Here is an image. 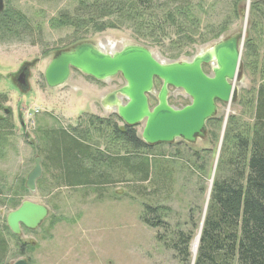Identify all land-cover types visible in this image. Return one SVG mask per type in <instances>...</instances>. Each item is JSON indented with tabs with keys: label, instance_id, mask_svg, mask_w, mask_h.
<instances>
[{
	"label": "rangeland",
	"instance_id": "obj_1",
	"mask_svg": "<svg viewBox=\"0 0 264 264\" xmlns=\"http://www.w3.org/2000/svg\"><path fill=\"white\" fill-rule=\"evenodd\" d=\"M79 2L8 0L7 9L21 13L28 23L15 38L5 35L9 39L0 45V94L7 99L2 104L14 111L15 117L10 121L13 129L2 130L3 134L7 132L10 135L0 157V227L6 224L8 215L22 202L29 201L46 206L50 211V216L39 229L24 231L20 238L22 242L36 246L29 248L31 264H180L172 252L157 242L158 231L142 223L143 207L146 203L166 207V222L172 228L180 224L184 230L191 229L187 225L189 210L195 209L193 220L198 227L195 237L200 232L224 143L223 132L233 117L244 127L253 124L255 97L264 83V0L256 2V12L253 11L255 0H244L237 7L234 0L194 1V7L203 3V9L195 11L203 18V24L218 26L227 23L219 39L206 45L192 47L189 42L181 43L179 38L184 39L186 33L173 35L171 40L176 43L179 40L180 45L170 41L161 45H144L143 41L136 40L137 36L128 25L96 34L91 30L83 42L91 43L107 54L120 52L131 45L144 46L158 61L169 64L192 61L219 41L244 33L241 41L242 72L235 82L237 95L230 104H218L215 118L220 122L215 126L207 124L206 137L196 144L177 140L173 146L161 144L152 151L157 156L175 160L170 165L174 173L171 187L167 185L157 193L158 187L163 186L162 182L151 187L136 183L128 174L122 177L107 170L111 184L99 185L104 191H94L86 187H58L47 175L42 182L37 181L35 192L26 188L25 195L17 197L19 202L15 203L18 189L22 185L26 187L35 159H43L44 130L59 127L68 130L71 126H78L81 118L89 120L95 116L105 119L116 115L114 110L103 109L100 103L106 95L125 86L121 76L98 82L73 71L69 82L54 90L48 88L44 79L57 50L73 48L75 39L74 27L54 25L53 21L59 23L63 21V15L72 16ZM247 8L249 13L245 19L242 12L245 13ZM235 11H239L240 16H235ZM181 47L183 49L179 52ZM25 67L30 74L28 82L22 86L16 79ZM205 72L210 74L211 70L205 68ZM161 87L162 82L156 81L154 93L150 96L152 108L157 105ZM169 103L182 109L190 105L191 99L183 90L170 88ZM35 108L41 110L40 114L33 120H27L24 116ZM142 130L143 126L137 127L139 136ZM56 137L50 136L51 139ZM197 152L201 154L200 160L194 157ZM197 165H203L204 171L198 170ZM102 169L106 171L104 167ZM139 187L145 188L144 191H139ZM138 192H142L141 195ZM6 240L9 246L5 262L14 264L20 256L12 247V237L7 236Z\"/></svg>",
	"mask_w": 264,
	"mask_h": 264
},
{
	"label": "trees",
	"instance_id": "obj_2",
	"mask_svg": "<svg viewBox=\"0 0 264 264\" xmlns=\"http://www.w3.org/2000/svg\"><path fill=\"white\" fill-rule=\"evenodd\" d=\"M194 1L197 0H80L72 16L63 15V23L54 20L53 24L75 28L73 47L82 44L91 30L96 34L122 25L131 27L136 40L143 41L144 45H161L167 41L180 45L186 41L193 47L218 40L227 23L203 24V18L195 12L203 9V3L194 7ZM243 1L234 0V5L237 7ZM256 2L254 12L258 11ZM238 14L235 11V16ZM26 21L21 13L5 10L0 16V38L18 35L27 27ZM175 33L178 36L186 33V37L176 43L171 40ZM57 51L56 54L65 50ZM254 105L252 126L239 125L233 117L226 127L194 264H264V83L257 91ZM119 122L122 123L117 115L105 119L91 116L89 120L81 118L78 126L68 130L60 127L44 130V173L39 182L49 175L58 187L104 191L99 185L111 184L107 171L111 170L122 177L128 174L138 184L154 187L162 182L157 193L167 185L171 187L174 173L170 165L175 160L153 154L161 144L147 145L137 127ZM219 122L214 118L208 125ZM12 129L10 121L0 122V157L10 135L3 134L2 130ZM194 157L200 160L201 154L197 152ZM197 168L202 171L203 165ZM17 192L15 203L19 202L17 197L22 198L27 192L25 185ZM1 196L0 190V199ZM167 210L146 203L141 221L158 231L157 242L172 252L180 264H191V245L198 228L193 220L195 209L189 210L190 230L182 229L180 224L172 228L164 218ZM7 236L12 234L5 224L0 227V263L8 254Z\"/></svg>",
	"mask_w": 264,
	"mask_h": 264
},
{
	"label": "water",
	"instance_id": "obj_3",
	"mask_svg": "<svg viewBox=\"0 0 264 264\" xmlns=\"http://www.w3.org/2000/svg\"><path fill=\"white\" fill-rule=\"evenodd\" d=\"M3 8L4 0H0V12ZM248 13L249 8L242 12L245 19ZM243 38L244 33L233 35L201 52L192 61L169 64L158 61L151 50L144 46L131 45L120 52L107 54L91 43H82L58 53L48 65L44 79L48 88L54 90L65 86L73 71L98 82L121 76L125 86L101 100L103 109L114 110L126 126H143L141 139L147 145L172 144L177 140L196 144L206 137L207 124L216 117L218 103L230 104L236 98L235 82L242 72ZM206 65H213L211 76L203 69ZM156 81H161L162 87L157 96V105L152 108L150 96L154 93ZM170 88L183 90L191 99L190 105L182 109L171 106ZM42 176V159L36 158L35 167L26 180V188L35 192L36 183ZM48 217L49 209L46 206L26 201L8 215L7 226L13 234L18 235L21 226L36 230ZM16 264L27 263L19 261Z\"/></svg>",
	"mask_w": 264,
	"mask_h": 264
},
{
	"label": "flooded vegetation",
	"instance_id": "obj_4",
	"mask_svg": "<svg viewBox=\"0 0 264 264\" xmlns=\"http://www.w3.org/2000/svg\"><path fill=\"white\" fill-rule=\"evenodd\" d=\"M7 6H8V0H4V8L0 12V16L5 12V10H7ZM16 36L17 35L15 34L14 36H11V38H15ZM8 39L9 38H6L5 36L2 39L0 38V45L4 44L5 41L8 40ZM205 68H209L211 70V73L210 74H207L205 72L207 75L211 76L212 75L213 65H206V66H204L203 67L204 71H205ZM29 74L30 73H29V70H28L27 67L22 68L20 70V72H19L18 78L16 79L17 83H19L20 85H22L20 80H22V82L24 84L27 83L28 82V79H29ZM20 76H23V78L20 79ZM13 83H14V81H13ZM14 85H15V87H17L16 86V83H14ZM22 86H24V85H22ZM3 100H5V103H6V101H7L6 97L3 98V94H0V122H2L3 119L4 120H8V121L15 120L14 111H12L11 109H7V108L3 107V104H2V101ZM218 104H221V103H218ZM22 203H24V202H22ZM22 203H21V205H22ZM49 214H50V211H49ZM43 223H42V225H43ZM6 225H7V221H6ZM24 231L25 232H34L35 230H29V229L25 228L24 226H21V232L18 235L13 234L11 232V230H10V232L12 234V236H11L12 237V247L16 250L17 254L20 256L19 259L14 264H16L19 261H25L27 264H31V257H29L30 256L29 248L30 247L33 248V247H36V246L33 243L24 242V241L22 242V240L20 238L22 237V234H23ZM7 244H8V242H7ZM8 246H9V244H8ZM5 261H6V259H5ZM5 261L3 263H0V264H6Z\"/></svg>",
	"mask_w": 264,
	"mask_h": 264
},
{
	"label": "built area",
	"instance_id": "obj_5",
	"mask_svg": "<svg viewBox=\"0 0 264 264\" xmlns=\"http://www.w3.org/2000/svg\"><path fill=\"white\" fill-rule=\"evenodd\" d=\"M41 110L40 109H31L29 110L26 115L24 116L27 120H33L36 118L35 115L40 114Z\"/></svg>",
	"mask_w": 264,
	"mask_h": 264
},
{
	"label": "bare ground",
	"instance_id": "obj_6",
	"mask_svg": "<svg viewBox=\"0 0 264 264\" xmlns=\"http://www.w3.org/2000/svg\"><path fill=\"white\" fill-rule=\"evenodd\" d=\"M199 243H200V235L198 233L197 236L195 237L194 241H193V244H192V254H193V257L197 253V249H198Z\"/></svg>",
	"mask_w": 264,
	"mask_h": 264
}]
</instances>
